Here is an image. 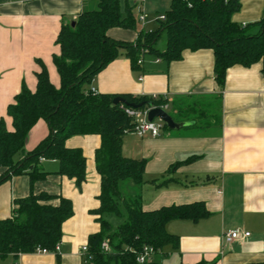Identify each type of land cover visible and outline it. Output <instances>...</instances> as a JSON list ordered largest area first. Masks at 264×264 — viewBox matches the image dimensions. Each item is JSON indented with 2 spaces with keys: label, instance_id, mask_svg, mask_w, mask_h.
Returning a JSON list of instances; mask_svg holds the SVG:
<instances>
[{
  "label": "crops",
  "instance_id": "crops-1",
  "mask_svg": "<svg viewBox=\"0 0 264 264\" xmlns=\"http://www.w3.org/2000/svg\"><path fill=\"white\" fill-rule=\"evenodd\" d=\"M148 0H119L137 9L136 28H110L115 40L135 42L141 30L139 11ZM232 20L246 24L259 20L264 0H239ZM170 6V0H169ZM97 7L96 0H0V119L7 130L12 120L7 106L24 84L36 88L40 63L49 81L60 86L53 55L59 53L56 38L63 24L86 10ZM169 9V7H168ZM167 9V10H168ZM158 22L146 14L145 29ZM165 45V42H164ZM164 45L162 48H164ZM139 69L120 55L94 75L88 88L103 94H130L133 97L159 96L165 111L182 124L177 129L164 126L157 137L122 138V154L144 161L143 183L139 188L144 210L169 205L202 202L208 215L197 221L173 219L166 231L177 236V245L168 244L152 257L159 264H264V76L261 64L233 65L227 69L223 87L214 80L211 49L182 52L179 60L165 63L144 56ZM168 110H171L168 111ZM165 124V123H164ZM48 127L39 119L30 129L25 149L32 150L47 135ZM66 145L80 148L86 160V180L78 189L74 181L55 172L58 162L42 160L48 175L30 183L19 174L0 183V219L10 217L14 199L29 193L61 195L72 202L73 214L62 225L59 251L11 255L0 264H85L81 247L99 230L96 216L100 176L95 168V151L100 137L73 135ZM4 168L0 166V174ZM57 204L58 200L50 201ZM238 229L240 237L224 243L223 233ZM249 232L248 236H243Z\"/></svg>",
  "mask_w": 264,
  "mask_h": 264
},
{
  "label": "trees",
  "instance_id": "trees-1",
  "mask_svg": "<svg viewBox=\"0 0 264 264\" xmlns=\"http://www.w3.org/2000/svg\"><path fill=\"white\" fill-rule=\"evenodd\" d=\"M96 1L95 9L83 11L72 22L63 24L57 35L59 53L52 59L59 88L52 85L40 63L35 90L23 84L7 106L13 129L7 130L0 119V166L4 168L0 183L19 174L28 175L30 183L44 179L48 172L41 166L43 159L57 161L55 173L72 179L79 189L86 180V160L82 150L68 147L66 140L73 135H98L100 145L94 159L100 192L98 207L90 213L96 216L99 230L87 238L85 264H140L136 256L143 246L159 253L168 244L177 245V236L166 231L168 221H197L208 211L202 202L142 208L139 188L144 161L127 158L121 150L122 138L134 124L125 109L160 107L166 101L93 92L88 84L120 55L127 57L135 70L146 55L170 63L179 60L186 49L213 51L214 80L220 88L227 69L233 65L260 63L264 76V12L259 20L240 24L232 20L240 7L239 0H170L165 19L152 32L141 31L135 42H126L110 38L107 31L113 27L134 30L132 6L122 11L119 0ZM162 34L165 45L160 49L157 41ZM117 96L124 102L113 104ZM39 119L46 122L48 133L27 151V136ZM54 199L57 204L50 203ZM12 204L10 217L0 219V259L9 255L16 259L37 248L53 249L61 240L63 223L73 214L70 199L46 192L29 193ZM107 215L124 216L125 221L114 228ZM104 240L108 241V252L101 248Z\"/></svg>",
  "mask_w": 264,
  "mask_h": 264
},
{
  "label": "built area",
  "instance_id": "built-area-1",
  "mask_svg": "<svg viewBox=\"0 0 264 264\" xmlns=\"http://www.w3.org/2000/svg\"><path fill=\"white\" fill-rule=\"evenodd\" d=\"M165 19V15H159L155 18L156 22L162 21ZM138 22L141 26V30H144L145 33H150L153 30L152 29H145V23H146V14L144 11H139L138 15ZM93 92H96L94 89H92ZM152 100H158L161 97L159 96H152ZM151 108H157V107H145L142 109H125V112L128 116L132 117L133 119V129L131 132L135 133L137 136L142 137L145 135H150L153 137L160 136L162 134V131L164 129V122L158 118H154L152 121H149L147 118L148 111ZM158 108H162L165 110L166 105H162ZM43 160V159H42ZM241 233L238 229H232L228 230L227 232L223 233L222 237L224 240V243L230 244L234 240L238 239L240 237ZM249 232H244L243 236H248ZM60 244H55L54 248L49 250L46 248H37L35 250L36 253L40 254H49V253H56L59 251ZM101 248L104 252L110 251V247L107 240H104L101 243ZM82 255L85 258V254L87 252V244H84L81 247ZM157 252L151 247V246H143V248L139 251V253L136 256V261L140 264H143L145 262H152V257ZM84 262L86 263V259H84Z\"/></svg>",
  "mask_w": 264,
  "mask_h": 264
},
{
  "label": "rangeland",
  "instance_id": "rangeland-1",
  "mask_svg": "<svg viewBox=\"0 0 264 264\" xmlns=\"http://www.w3.org/2000/svg\"><path fill=\"white\" fill-rule=\"evenodd\" d=\"M169 7V0H148L145 4V12L147 15L151 17V19H155L159 15H164ZM137 9L133 12L134 16L136 17ZM164 36L163 34L159 37L157 41V47L162 48L164 45ZM171 112V110H168ZM106 219L112 224L115 228L119 224L125 221L124 216H116V215H107Z\"/></svg>",
  "mask_w": 264,
  "mask_h": 264
},
{
  "label": "water",
  "instance_id": "water-1",
  "mask_svg": "<svg viewBox=\"0 0 264 264\" xmlns=\"http://www.w3.org/2000/svg\"><path fill=\"white\" fill-rule=\"evenodd\" d=\"M73 25V23H72ZM120 102H124V99L121 98L120 96H117L113 99V104H118ZM142 103L136 105V106H141ZM147 118L149 121H152L154 118H158L160 120H162L166 127L169 128V129H177L179 127L182 126V124H178L176 123L173 118L170 116L169 113H167L164 109L162 108H151L149 111H148V114H147Z\"/></svg>",
  "mask_w": 264,
  "mask_h": 264
}]
</instances>
